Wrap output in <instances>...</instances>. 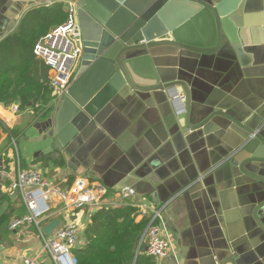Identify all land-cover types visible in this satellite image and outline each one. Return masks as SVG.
Wrapping results in <instances>:
<instances>
[{"label":"crops","instance_id":"crops-1","mask_svg":"<svg viewBox=\"0 0 264 264\" xmlns=\"http://www.w3.org/2000/svg\"><path fill=\"white\" fill-rule=\"evenodd\" d=\"M62 4L67 9V3ZM245 4L231 13L233 22L224 20L231 41L218 53L162 48L159 60L164 81L188 85L192 125L219 110L241 126L217 117L211 124L221 122L226 128L190 132L172 111L165 92L126 88L102 111L97 126L61 147L53 135L58 103L42 112L35 106L20 107L21 101L0 102V114L9 118L14 138L0 121V161L8 173L0 180V205L9 203L7 224L0 228L2 263L21 264L31 258L38 264H55L35 225L9 230L11 220L27 213L19 193L10 188L22 169L41 173L51 186L63 190L79 177L108 190L100 206L62 213L56 206L42 222V228L56 219L61 222L56 229L71 223L78 228L75 259L76 248L98 239L96 213L129 206L137 210L132 216L136 222L150 220L160 211L159 221L175 250L165 259L149 257L144 231L128 264H264V180L243 174L227 159L249 134L246 128L264 140V0ZM52 5V0H0V45L5 41L13 45L0 71L14 72L20 61L34 58L46 67L40 76L46 85L50 71L19 45V29L25 17L34 18L38 9ZM55 27L42 30L46 35ZM174 90L185 97L184 87ZM13 105L20 108L16 114L10 113ZM258 156L264 158L263 145ZM123 186L134 189L135 195L123 198L117 189Z\"/></svg>","mask_w":264,"mask_h":264},{"label":"water","instance_id":"water-1","mask_svg":"<svg viewBox=\"0 0 264 264\" xmlns=\"http://www.w3.org/2000/svg\"><path fill=\"white\" fill-rule=\"evenodd\" d=\"M249 0H52L77 5L83 56L68 92L58 102L53 131L61 147H67L99 124L102 111L124 89L165 92L172 111L190 132L223 127L217 117L240 125L219 110L197 125L190 123L191 92L180 80L164 81L159 71L160 49L172 48L199 54H215L231 41L225 19ZM182 86L183 111L176 110L171 94ZM241 126V125H240ZM245 128V127H243ZM243 136L227 159L243 174L264 180V158L258 156L264 140L253 131ZM263 174V175H262ZM124 186L117 188L124 190ZM16 194H18L16 192ZM9 203L0 205V221ZM61 225L59 219L42 228L46 235ZM4 247L0 246V252ZM147 250V244L146 248Z\"/></svg>","mask_w":264,"mask_h":264},{"label":"built area","instance_id":"built-area-1","mask_svg":"<svg viewBox=\"0 0 264 264\" xmlns=\"http://www.w3.org/2000/svg\"><path fill=\"white\" fill-rule=\"evenodd\" d=\"M67 13L66 21L41 37L34 47L35 57L50 71L46 85L52 89L54 98L48 109L67 94L83 56L76 4L67 3ZM171 97L173 99L172 94ZM176 97L181 103V96L176 93ZM35 108L40 109V104H36ZM19 109L18 105H13L10 113L16 114ZM8 119L0 114L1 124L14 141ZM4 177H8V173L6 166L0 161V180ZM10 188L19 193L27 213L11 220L9 230L14 231L25 224L35 225L41 235L44 249L51 255L55 264H76L72 249L80 243L78 228L71 223L56 229L48 236L42 230V222L56 206L60 207L61 213L100 206L108 190L97 182L91 183L85 177H79L69 189L63 190L51 186L41 173L22 169H19L11 181ZM118 193L126 199L135 195L134 189L131 188H125ZM160 213L156 212L149 220L143 242L147 244L146 253L149 257L165 259L172 255L175 247L159 221ZM0 264L4 263L0 261ZM21 264L38 263L34 259L25 258Z\"/></svg>","mask_w":264,"mask_h":264},{"label":"trees","instance_id":"trees-1","mask_svg":"<svg viewBox=\"0 0 264 264\" xmlns=\"http://www.w3.org/2000/svg\"><path fill=\"white\" fill-rule=\"evenodd\" d=\"M27 19V17L23 19L21 29H19V35H21L19 45L22 48H28L34 55L35 42L37 43L39 38L45 36L42 29H45L47 25L63 24L66 20V13L62 3H55L52 7L38 9L34 18ZM45 19L48 21L42 22ZM42 23L45 25L40 28ZM11 46H13L11 41H5L0 45L1 64L5 63ZM20 46L18 47L21 48ZM20 62H22L21 67L14 72L8 69L0 71V102L13 104L21 101L20 107L23 108L40 104L41 109L43 104L52 102L54 98L50 86L40 81L41 73L46 70V67L36 63L34 58L28 62L25 60ZM136 211L134 207L124 206L118 209L100 210L96 213L94 227L99 230L98 239L92 240L84 248L74 250L76 264L131 263L149 222L146 218L136 222L132 217ZM8 218L9 214H5L0 221V228L7 224ZM102 242L107 244L103 246ZM112 246L115 247V252L109 251Z\"/></svg>","mask_w":264,"mask_h":264},{"label":"rangeland","instance_id":"rangeland-1","mask_svg":"<svg viewBox=\"0 0 264 264\" xmlns=\"http://www.w3.org/2000/svg\"><path fill=\"white\" fill-rule=\"evenodd\" d=\"M64 11H65V9H64ZM66 13V12H65ZM67 14L68 13H66V19H67ZM48 19H50V18H48ZM48 19H45L44 21H42V22H45L46 23V21H48ZM66 21V20H65ZM45 23H42L41 24V26H40V28H42L43 27V25H45ZM50 89V88H49ZM50 103L51 102H49V103H46V104H43V107L40 109L42 112H44V111H46L47 109H48V107L50 106Z\"/></svg>","mask_w":264,"mask_h":264},{"label":"bare ground","instance_id":"bare-ground-1","mask_svg":"<svg viewBox=\"0 0 264 264\" xmlns=\"http://www.w3.org/2000/svg\"><path fill=\"white\" fill-rule=\"evenodd\" d=\"M172 95H173V99H176V100H175V106H176V109L180 112V110H181L180 107H181V106H180V102L177 100L176 93L173 92Z\"/></svg>","mask_w":264,"mask_h":264},{"label":"flooded vegetation","instance_id":"flooded-vegetation-1","mask_svg":"<svg viewBox=\"0 0 264 264\" xmlns=\"http://www.w3.org/2000/svg\"><path fill=\"white\" fill-rule=\"evenodd\" d=\"M76 8H77V5H76ZM67 9H65V11H66Z\"/></svg>","mask_w":264,"mask_h":264}]
</instances>
